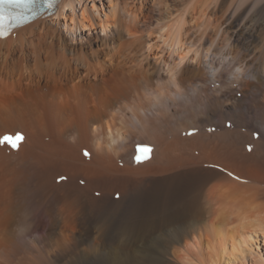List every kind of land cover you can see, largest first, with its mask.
Listing matches in <instances>:
<instances>
[{
    "label": "bare ground",
    "instance_id": "obj_1",
    "mask_svg": "<svg viewBox=\"0 0 264 264\" xmlns=\"http://www.w3.org/2000/svg\"><path fill=\"white\" fill-rule=\"evenodd\" d=\"M17 131L0 264H264V0H61L0 37Z\"/></svg>",
    "mask_w": 264,
    "mask_h": 264
},
{
    "label": "snow or ice",
    "instance_id": "obj_2",
    "mask_svg": "<svg viewBox=\"0 0 264 264\" xmlns=\"http://www.w3.org/2000/svg\"><path fill=\"white\" fill-rule=\"evenodd\" d=\"M43 2L44 4H47L49 0H11V3H5L0 4V36H6V28L7 27H15L17 24H19L21 21L27 20L29 18V15H35V9L34 6L37 3ZM13 9L18 10L15 12H8L6 13L5 9ZM230 127V123L226 125ZM209 131H214L213 129H209ZM194 132H189L188 135H193ZM23 140V136L20 134H16L15 136H8L5 135L3 137H0V145H7L13 150H16L21 141ZM142 152L149 151V149H142ZM85 156H88L89 153L85 152ZM231 175V174H230ZM61 180L64 179V177L60 178Z\"/></svg>",
    "mask_w": 264,
    "mask_h": 264
},
{
    "label": "rangeland",
    "instance_id": "obj_3",
    "mask_svg": "<svg viewBox=\"0 0 264 264\" xmlns=\"http://www.w3.org/2000/svg\"><path fill=\"white\" fill-rule=\"evenodd\" d=\"M112 76L114 77V74H112ZM236 94H237L236 97H237V98H240L241 93H240V92H237ZM125 116H127V114H125Z\"/></svg>",
    "mask_w": 264,
    "mask_h": 264
}]
</instances>
